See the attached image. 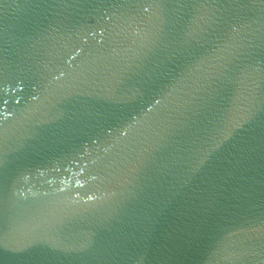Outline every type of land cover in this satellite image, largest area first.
<instances>
[{
	"label": "water",
	"instance_id": "water-1",
	"mask_svg": "<svg viewBox=\"0 0 264 264\" xmlns=\"http://www.w3.org/2000/svg\"><path fill=\"white\" fill-rule=\"evenodd\" d=\"M0 264H264V0H0Z\"/></svg>",
	"mask_w": 264,
	"mask_h": 264
}]
</instances>
